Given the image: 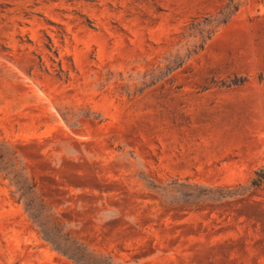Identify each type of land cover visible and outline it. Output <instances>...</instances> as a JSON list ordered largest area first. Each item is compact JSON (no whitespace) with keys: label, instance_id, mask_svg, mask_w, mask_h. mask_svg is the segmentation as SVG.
Listing matches in <instances>:
<instances>
[{"label":"rangeland","instance_id":"374dc122","mask_svg":"<svg viewBox=\"0 0 264 264\" xmlns=\"http://www.w3.org/2000/svg\"><path fill=\"white\" fill-rule=\"evenodd\" d=\"M264 0H0V264H264Z\"/></svg>","mask_w":264,"mask_h":264},{"label":"trees","instance_id":"16d2710c","mask_svg":"<svg viewBox=\"0 0 264 264\" xmlns=\"http://www.w3.org/2000/svg\"><path fill=\"white\" fill-rule=\"evenodd\" d=\"M251 185L253 187H259L261 185H264V169L260 168L257 171H255V175L253 179L251 180Z\"/></svg>","mask_w":264,"mask_h":264}]
</instances>
